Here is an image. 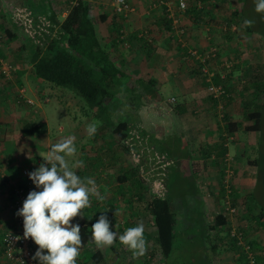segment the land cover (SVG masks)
I'll return each mask as SVG.
<instances>
[{
    "label": "rangeland",
    "instance_id": "374dc122",
    "mask_svg": "<svg viewBox=\"0 0 264 264\" xmlns=\"http://www.w3.org/2000/svg\"><path fill=\"white\" fill-rule=\"evenodd\" d=\"M21 1H0V72L3 76L0 75V134L3 132L2 129H5V136L9 132L10 136L16 138L20 133V125L27 119L43 120L47 124L48 132L44 137H40L41 139L52 138L54 145L55 141L57 143L64 138L75 137L76 153L74 156L66 157L70 167L76 161V157L86 155L92 158L93 163L110 160L109 162L113 163L110 166L113 168H115V164L123 162L127 168L133 166L138 170L136 173L144 182L143 188L151 193L163 192L165 177L168 181L167 197L174 206H180L176 212L178 224L174 248L165 260H160L158 254L151 258L148 252L154 245V236L150 235L146 241V253L139 256L141 264H245L241 260L242 256L238 249L229 245L225 226L215 231L209 229L218 214H222L228 219V225L233 234H236L239 228L246 227V231L240 233V238L237 241L245 255L252 257V255L261 254L264 251V230L254 223L250 211L243 206L240 199V194L252 192L254 199L250 205V207L252 206L251 210L255 213L264 211V13L255 11V0H150L149 4L140 12L135 8V0H126L132 11L124 13L126 14L124 18H128L131 13H136L137 16L144 12V15L151 16L152 12H166L169 17L173 18V21H176L177 28L170 36H167V39L162 37L164 39L162 41L155 33V36L160 39L157 40L159 43L165 42L166 39V45L170 42L169 45L189 46L191 51H196V54L204 58L205 67L213 73H219L222 70L224 73H229L233 66L238 65L237 70L233 71V78L230 81L234 85L228 96L230 101L225 104L224 109H222V100L220 103L210 99L206 84L196 76L192 77V74L187 73L201 63L186 55L181 57L183 58L181 62L185 60L187 67H185V71L178 73V78L172 77L161 89L158 83H148L152 89L151 96L148 95V92L144 94L146 90L143 88H139L134 93H114L110 106L103 116L108 115L111 118L115 117L116 121L127 120L131 123L130 134L135 141L131 140L132 137L127 138L124 142L126 145L110 143L114 141L110 139L108 131L99 129L100 121L93 117L82 98L73 91L41 82L31 74V66L27 63V52L19 51L17 48L21 43L24 44L23 39L26 35L32 37L34 34H38V31L33 25V29H31L18 19L17 13L20 10L28 11L32 16L35 14ZM74 1L72 0L69 8ZM99 1L100 5L96 4L95 0L91 2L90 7H93L94 13H90L89 16L95 25L99 39L101 38V44H104L108 41L107 34L114 30L111 26L113 16L111 14L114 13L117 16V11L114 0ZM179 2L184 3V9H180ZM53 4L57 22H61V12L68 9V4ZM160 4L166 10H163ZM155 6L159 7L155 8ZM191 8L201 10L203 17L199 20L189 17L186 9ZM235 8L240 11L242 21L237 18L236 23L231 26L227 25L226 18L231 16V12ZM98 12H108L107 19L100 20L97 17ZM9 15L12 19L10 22L17 24L18 29L15 26H9ZM246 19L252 20L253 24L245 26ZM38 20L36 24H38ZM127 21L120 20V24ZM7 28L17 32L20 42L7 38L5 34ZM143 32L144 30L141 34ZM149 38L153 40L154 36L150 34L147 40ZM117 48L119 53L121 51L128 53V47L118 45ZM212 55L214 56L212 57ZM113 58H118V56H113ZM257 66H262L263 72L262 94L255 97L253 101L254 104L262 103L260 131L247 133V135L233 133L231 137L234 141H231L230 134L227 132V124L223 121V114H228L229 120L237 121L242 126L251 124L245 118L247 111L243 104L247 99L253 97L252 89L243 90L245 84L243 81L247 80L244 78L245 73ZM223 72L221 76L224 74ZM141 80L147 83V78ZM137 81L135 80L134 84ZM132 84L129 83V85ZM176 86H182V88H175ZM194 88L196 89L195 93H193ZM89 124L96 126L97 130L93 136H89L87 133ZM144 127L146 132H143ZM219 131L220 134H224L221 138H217ZM146 133H149V141L156 145L155 149L159 154L151 150ZM242 141L246 147L242 148L243 154L239 160L238 157L235 158L234 152L236 151L234 149ZM220 142L222 145L226 142L229 150L232 151L226 150L228 155L221 156L222 161H219V153L223 154L222 148L219 149L215 146ZM20 146L7 148L8 154L10 152L14 154L16 151L18 158L20 151H26V146L29 144ZM228 146L224 147L227 149ZM199 147H207L204 158L197 157ZM146 150H151L153 153V158L150 160H147ZM200 154L202 155L199 152L198 156ZM196 158L199 160L198 163H194L196 168L195 172H192L191 165H194L192 162ZM248 159L256 160V166L249 167L246 163ZM199 166L203 168V172H199ZM243 166L248 168L245 174L241 171ZM145 169L148 171L143 172L142 170L145 171ZM0 170L3 173L2 167ZM24 170L22 169L21 173ZM121 171L125 173L124 168ZM220 185L224 186L226 191L224 197H221ZM232 185L235 186L233 188L238 193L233 206L229 201L232 194L229 189ZM128 187L130 186L127 183L120 185L123 190ZM199 201L203 212L201 218L197 217L198 213L195 208V206L200 208ZM135 205L137 208L142 204L135 203ZM122 215L123 213L118 212L116 219L123 224ZM148 219V217H144L141 209L138 220L140 224H143L145 232H150L152 228ZM202 223L205 228H208L207 236L201 235L202 230L199 227ZM121 228L119 226L113 230L116 237L123 229ZM251 244L254 247L262 248V251L252 250ZM117 249L119 250L118 246ZM108 254L111 257L114 256L110 252ZM259 264H264V262Z\"/></svg>",
    "mask_w": 264,
    "mask_h": 264
},
{
    "label": "trees",
    "instance_id": "16d2710c",
    "mask_svg": "<svg viewBox=\"0 0 264 264\" xmlns=\"http://www.w3.org/2000/svg\"><path fill=\"white\" fill-rule=\"evenodd\" d=\"M37 1L39 2V7L36 11L37 14L35 13L33 16L34 27H36L35 24L37 23L38 17L43 16L44 14L45 1L47 0ZM21 2L30 10L32 9V0H22ZM186 12L189 17H194L196 20L203 17L202 11L197 10L196 8L186 9ZM164 13L165 16H163V20L165 22V28L167 30L170 29L168 31L170 36L174 31L173 18L169 17L168 13ZM122 15L124 17L126 16V14ZM45 18L50 24L49 31H55L54 35L52 37L47 36L44 32L34 34L32 37L26 35L25 39H23L24 44L21 43L17 48L19 51L23 50L27 52V63L31 66V74L41 82H46L53 86L73 91L76 95L82 98L93 117L100 121L99 129H106L108 131L110 139L114 141L112 143L126 145V143H124L126 139L132 137L130 134V130L132 129L131 123L127 120L116 121L115 117L111 118V116L108 115L104 117L103 115L107 111L106 109L110 106L112 97L115 95L114 93H134L137 92L139 88H143L146 90L144 94H147L148 92V95L151 96L152 89L150 88V85L148 82L146 83L141 79H138L136 84L133 82V85H131L132 87L127 84L126 81L129 80V77L117 67L108 50L103 48L100 43L95 25L89 16V5L86 0H76L71 4L65 18L61 22H57L53 12H50ZM112 18L111 23L114 28L112 32V43L114 46L123 44L125 41L129 42L133 37L140 40V42L144 44V47L151 45L152 38L147 40V38L150 37V31L148 32L147 30L143 34L140 33L132 35L131 37L129 34L128 36H126L127 34L123 35V31L120 30L123 29L122 25L115 19V17ZM237 18L242 21L240 11L235 8L231 12V16H227L226 18L227 25L231 26V24L236 23ZM101 20H103V17H101ZM16 33L15 30H10V28L5 29V34L9 40L19 41V37ZM178 46H181V49L186 56L194 60V57L191 56L189 52L191 51L189 46H182V44H179ZM197 65L198 66L195 68L193 67L190 74L196 76L197 79L206 84V88L212 84L215 86H221L223 93L219 97L215 98L213 95L209 94L212 101L220 103L223 101L221 104L222 109H224L225 104L230 101L228 96L234 86L230 81L233 78V71L238 68V65L233 66L231 70L229 69V73H224L223 70L219 73H213V76L210 78L211 82L207 81V74L202 72V65ZM205 65L206 64H203V66ZM222 72L224 74L221 76ZM0 75L2 76L1 72ZM262 75V66H257L254 69L252 68L245 73L244 78H247V80L243 81V83H245L243 85V90L247 91L252 89L251 94L253 97L247 99L243 104V107H245V110L247 111L245 118L250 121L251 124L242 126L237 121L229 120L228 114L225 113L223 114V121L227 124V132L229 134H233L241 126L245 133L260 131L262 117L260 107L262 103L259 102L258 104H254L253 101L255 97L261 96L262 94ZM46 132L47 124L45 121L27 119L20 125L19 135L20 137H39ZM131 140L135 141L133 140V137ZM215 146L219 149L220 147L222 148L223 154L220 155L224 156L227 149L222 145V142L215 144ZM206 148L207 147H205V149ZM201 153L204 157L207 152L204 150L201 151ZM252 163V165H256V160H253ZM137 171L138 170L133 166L126 169L125 173L121 175L120 185L122 183H127L130 186L126 188L128 193L133 192L137 197V202L142 204L141 207L137 206V211H140L141 214L142 209L144 217H148V220H150L149 223L154 227V245L151 246L152 248L149 250L148 255L152 258L155 254H158L160 260H165L170 256L174 248V239L176 237L175 232L178 224L176 220V212L180 209V206L175 205V207L169 197H167L168 194L166 193L165 185V190L163 189L162 193H151L149 190H145L143 188L144 182H142L143 180H140L139 175L137 176ZM166 183L168 185V181ZM14 187L15 185L11 190L12 193ZM219 187L221 197H224L226 195L224 186L220 185ZM233 187L235 186L232 185L231 189H229L232 193L230 195L231 199H229L230 205L232 206L235 204V199L238 195ZM240 199L243 206L250 211L249 213L251 218H253L254 223L258 224L264 230V211H256L255 213L251 210L252 206L250 207L253 202L252 199H254L252 192L240 194ZM135 203L136 202L133 201L134 205ZM199 204L200 208L199 206H195V208L197 209L196 213H198L197 217L201 218L203 212L200 201ZM95 223L96 221L94 222L85 219L77 224L81 229V247L91 246L93 249L92 253L88 256V264L106 263L107 256H110L108 252L117 258V264H141L142 261L139 260L140 257L135 256L132 251L129 250L127 253H123L121 252V249L118 250L117 246L122 247L118 241H115L113 245L108 247H97L92 239L91 230L92 225ZM200 226L201 227L199 228L202 230L201 235H206L208 228H205L203 223ZM223 226L226 228L225 233L229 245L238 249L240 256H242L241 260L243 263L248 264L249 259L247 255L244 254L241 246L237 244L238 238H240L241 235L240 233H244L246 227L239 228L238 232L233 234L228 225V219H226L224 215L218 214L212 225L209 226V229L215 231ZM251 249L262 251V248L257 246L254 247L253 244H251ZM1 252L2 245L0 247V254ZM251 259L253 260V264L264 262V251L261 254L252 255ZM160 263H162V261H160Z\"/></svg>",
    "mask_w": 264,
    "mask_h": 264
},
{
    "label": "crops",
    "instance_id": "0c3cea01",
    "mask_svg": "<svg viewBox=\"0 0 264 264\" xmlns=\"http://www.w3.org/2000/svg\"><path fill=\"white\" fill-rule=\"evenodd\" d=\"M7 2V0H0ZM93 1V0H92ZM91 0H86V2L89 5V14L94 13L93 12V7H90V4L92 2ZM96 4H101L99 0H95ZM163 1V0H159ZM166 1V0H165ZM45 8H44V14L43 16L46 17L49 15L50 12H53L54 14L56 11H54V4L53 3H58V4H68V9L64 10L62 13V20L65 18L68 10H69V5L72 2V0H47L45 1ZM103 2V0H102ZM150 0H135L134 5L137 11H143V9L149 4ZM31 9L34 13H36L37 8L39 7V2L37 0H32L31 2ZM163 10H166L162 4H160ZM159 7V6H155ZM138 12V13H139ZM108 13V12H107ZM107 13L106 12H98L97 17L101 20V17H103V20L105 21L107 19ZM37 14V13H36ZM136 14V13H135ZM134 13L130 14L128 18H124L122 14H119L117 12V16L113 13L112 17H115L116 20H124L127 21L126 23L122 22V28L120 29L123 31L125 34H129L131 37L132 35L140 34L142 33V30H144L143 33H145V30L150 31L151 34L154 36L151 45L144 47V44L140 42V40L136 38H131V40L125 41L123 44H118L119 46H123L128 49V53H124L121 51L120 53L118 52V45L114 46L112 43V38L113 35L111 32H109L108 35V41L106 43L101 44L103 48L107 49L108 52L111 55V58L115 61V64L119 69H121L128 77L129 80H127V84L133 83L135 80L142 79V78H147L148 83H158L159 88L165 87V85L171 80L172 77L178 78L177 75L178 73H182L185 71V67H187V63L184 60V62H181L183 58L182 56H185L183 50L181 49V46H178L177 44L175 45H169L170 42H168V45H166V39L167 36H169V30L165 28V22L163 20V16H165L164 12H152L151 16H146L143 14H137V16ZM56 17V14H55ZM10 15L8 17V23H10L9 26L14 27L18 29L17 24L14 22H10ZM110 19V17H109ZM113 19V18H112ZM12 21V19H11ZM1 23V22H0ZM6 22V25H8ZM5 24V23H4ZM173 30L175 31L176 26V21H173ZM126 25V26H125ZM112 26V25H111ZM113 28V27H112ZM14 29V28H13ZM163 41L164 37L165 42L159 43L157 40L158 37ZM98 36V34H97ZM163 37V38H162ZM99 38V37H98ZM101 40V38L99 39ZM170 41V40H169ZM157 42V43H156ZM101 43V42H100ZM184 46V45H182ZM123 48V49H125ZM164 53V54H160ZM236 53V50H235ZM239 53V52H238ZM127 54V56H125ZM113 56H118V58H113ZM171 56V57H170ZM156 57V58H154ZM237 58V56H236ZM176 73V74H174ZM187 73H190L189 71ZM175 75V76H174ZM194 77V76H192ZM133 85V84H132ZM132 87L131 85H129ZM179 86H176L175 88H178ZM180 89L182 88L179 87ZM196 92V89L194 88L193 93ZM160 98V97H158ZM143 132L145 131V127L143 128ZM2 134H0V167L3 168V173L4 177L3 179H0V247L2 245V236L3 233L6 231L13 229L14 224H15V216L12 211V188L15 185H20L27 180H31L29 178V173L35 171L36 169L39 168L41 164H46V161L42 156H45L47 152L50 150L51 146L53 145V140L52 138H43L41 139L40 137H44V135H41L39 137H20V135H17L16 138L13 136L9 135V132L6 133L5 136V129H2ZM239 135H247L243 131L242 126L239 127L236 131ZM234 132V133H236ZM148 136V145L151 147V150L157 152V149H155V144L150 142V137L149 133H146ZM144 135V134H143ZM224 134H220V131L217 133V138H221ZM232 134H230L229 139L231 141H234V139L231 137ZM225 137V136H224ZM5 140V141H4ZM138 142V141H136ZM215 142V141H214ZM239 142L238 145L235 147V158H239V160L242 157V148L246 147L245 143ZM19 143V145H17ZM56 143V141H55ZM112 143V142H110ZM146 143V142H145ZM29 144L27 147V150L25 151H20L19 157L17 158L16 155L18 152H14V154H8V149L7 148H18L20 145ZM224 146H228L226 142L223 144ZM20 148H22L20 146ZM244 149V148H243ZM13 150V149H12ZM151 150H146V156L147 160L153 158V153ZM206 150L204 147H199L197 149V157H203L201 154L198 156L199 152ZM229 152H232L229 150V146L227 148ZM240 152V153H239ZM158 153V152H157ZM159 154V153H158ZM224 155H228V152ZM200 157V158H201ZM204 158V157H203ZM221 155L219 153V161L221 160ZM198 158L194 163H198ZM254 159H248L247 160V165L249 167H253L256 165H252V161ZM110 160L107 161V159L99 161V163H93L92 158L89 157V155L86 156H78L76 157V161L73 162H81L80 167H76L73 170L76 172L78 176H80L82 179L84 178H92L95 181V184L97 185V190L100 193V196L103 197V199H98L94 195H90V206L83 209L81 211L82 216H77L75 217L71 223L75 226L79 224L81 221L87 219L89 221H96L98 222L99 218L101 215H105L107 219L109 220L110 223V230H116L117 228H121L122 230L120 231V234H123L124 231L129 228V227H135L140 224L138 217L140 215V211H137V208H135L133 201L137 202V197L133 192L127 191V189L121 190L120 189V178L122 173V169L124 168L125 170L128 169L123 162H120L119 164H115V168L113 166L111 167V163L109 162ZM113 164V163H112ZM256 164V163H255ZM15 165V166H14ZM144 165V163H143ZM20 166L21 168L18 169L17 167ZM46 166L50 167V165ZM98 166V167H97ZM192 166V172H195V164L191 165ZM145 167V165H144ZM98 168V169H97ZM199 172H203V168L200 167ZM25 169L26 173L22 174L21 170ZM235 171L237 172L236 167H234ZM18 170V171H17ZM241 170V169H240ZM248 168L246 166H243V169L241 170L244 174L245 171L247 172ZM143 172L148 171L147 169L142 170ZM151 171V170H150ZM149 171V172H150ZM148 172V173H149ZM196 171V173H199ZM219 174V172H218ZM147 175V174H145ZM164 175V173H163ZM251 176V174H249ZM164 177V176H163ZM164 185L165 189H167V179L164 177ZM164 189V188H163ZM164 189V190H165ZM251 187L249 188V190ZM247 193V192H244ZM132 200V201H131ZM133 204V206H132ZM121 212L123 213L122 217L124 219V223H120L116 217L117 213ZM152 231V232H151ZM150 232H145L144 231V238L146 241H148V236L152 235L154 236V227L152 226ZM118 235V236H119ZM117 236V239L115 241H119V238ZM31 239V238H30ZM154 239V237H153ZM121 244V243H120ZM122 247H119L121 249V252H128L129 248L123 244H121ZM31 248L33 250V256L35 255L36 251L38 250V245L34 243V241L31 240ZM92 247L91 246H86V247H81L80 248V255L77 258V264H88V256L92 253ZM46 254V252H45ZM117 258L115 256H107V261L104 264H117ZM35 264H40L38 259L34 260ZM0 264H4V262L0 258Z\"/></svg>",
    "mask_w": 264,
    "mask_h": 264
},
{
    "label": "clouds",
    "instance_id": "9594fccd",
    "mask_svg": "<svg viewBox=\"0 0 264 264\" xmlns=\"http://www.w3.org/2000/svg\"><path fill=\"white\" fill-rule=\"evenodd\" d=\"M255 11L264 13V0H255ZM244 24L251 26L253 21L246 19ZM96 130L95 124L87 126L89 136H93ZM74 140L75 137L64 138L42 156L50 167L41 164L29 173V178L41 190L31 191L17 213L23 217V238H31L38 245L33 259H38L40 264H77L82 246L81 229L71 221L82 216L81 211L90 206V195L103 199L92 178L82 179L73 170L80 167L81 162L70 167L66 160L76 153ZM91 230L97 247L111 246L117 239L105 215L100 216ZM119 241L135 256H143L147 251L142 223L127 228L119 236Z\"/></svg>",
    "mask_w": 264,
    "mask_h": 264
},
{
    "label": "built area",
    "instance_id": "2783aa9c",
    "mask_svg": "<svg viewBox=\"0 0 264 264\" xmlns=\"http://www.w3.org/2000/svg\"><path fill=\"white\" fill-rule=\"evenodd\" d=\"M76 1V0H75ZM74 1V2H75ZM73 2V3H74ZM116 4V11L119 14H124L127 12H131L132 8L129 7V4L126 0H114ZM180 9H184V3L179 2ZM18 19L24 24L28 25L31 29L33 25V16L30 12L25 10H20L17 13ZM38 34L41 32H44L47 36H53L55 31L50 32L49 31V21L44 17L40 16L38 20V24L35 25ZM41 26V27H39ZM45 28V29H43ZM43 37V35H42ZM44 38V37H43ZM191 56L194 57L195 60L200 61L202 65V72L207 74V81L210 82V78L213 76V72L207 70L203 64L205 63L204 58L202 56L196 54V51H189ZM214 55H212L213 57ZM207 90L211 95H213L215 98L219 97L223 90L221 86H215V85H209ZM26 170L22 171V174H25ZM3 173L0 170V179H2ZM41 189L37 188L32 180H27L21 185L15 186L12 193V209L15 213V224L14 228L6 231L2 237V252L0 254L1 260L4 262V264H35L33 259V250L31 248V241L29 239L23 238V217L17 215L18 211L22 209L23 203L27 198V195L31 191H40ZM16 237H20L19 240L16 239ZM249 259L248 264H253V260L250 256H247Z\"/></svg>",
    "mask_w": 264,
    "mask_h": 264
}]
</instances>
